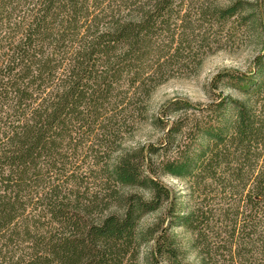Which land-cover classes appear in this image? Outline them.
Masks as SVG:
<instances>
[{"label":"trees","instance_id":"obj_1","mask_svg":"<svg viewBox=\"0 0 264 264\" xmlns=\"http://www.w3.org/2000/svg\"><path fill=\"white\" fill-rule=\"evenodd\" d=\"M261 2L0 0V264H141L148 240V264H264ZM257 28L251 66L215 73L209 101L151 111L159 85ZM146 123L161 141L129 143ZM165 204L168 224L141 225Z\"/></svg>","mask_w":264,"mask_h":264},{"label":"rangeland","instance_id":"obj_2","mask_svg":"<svg viewBox=\"0 0 264 264\" xmlns=\"http://www.w3.org/2000/svg\"><path fill=\"white\" fill-rule=\"evenodd\" d=\"M249 1L262 3L261 0ZM261 47L262 38L259 28L252 31L246 30L245 33L239 34L238 38L230 41L226 47L208 55L197 73L185 76H174L159 85L154 91L151 99V111H156L162 103L175 96L187 97L194 102L209 101L210 95L213 92L210 85L212 76L224 68L248 69L255 55L261 50ZM177 114L178 113H174V116ZM163 134L164 131L162 129L155 128L149 123H146L139 128L134 138L129 140V143H139L143 141L160 142ZM160 155L161 151L153 154L152 161H157ZM159 177L173 190L183 193L188 191L187 181L182 177H177L169 173H162ZM132 189L141 191L146 197L150 196V191L148 189L141 187H133ZM162 217L165 218V224H168L167 204L158 210L147 213L142 218L141 225L144 227L158 221ZM170 231L177 237L185 259L190 262H196V253L191 246L192 233L181 225L171 227ZM152 246L153 240L143 242L140 253L141 264H148L147 258Z\"/></svg>","mask_w":264,"mask_h":264}]
</instances>
